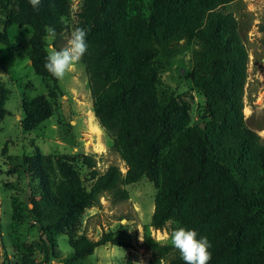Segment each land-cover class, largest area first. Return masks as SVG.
<instances>
[{
    "label": "trees",
    "instance_id": "trees-1",
    "mask_svg": "<svg viewBox=\"0 0 264 264\" xmlns=\"http://www.w3.org/2000/svg\"><path fill=\"white\" fill-rule=\"evenodd\" d=\"M0 0L6 12L0 44L9 45L7 29L30 26L29 60L35 75L57 88L48 73L46 27L64 30L69 0ZM234 0H82L78 18L89 29L82 58L99 127L113 140L125 165L100 173L92 156L23 157L26 174L39 182L31 215L39 227L41 264L50 259L76 264L100 246L128 245L105 233L97 241L82 236L64 258L56 237L96 207L103 194L127 197L121 186L145 178L157 189L149 227L163 231L169 221L194 228L211 242L208 264H264V143L245 125L243 96L249 60L234 18L223 7ZM194 39L201 44L189 79L205 101L204 115L192 123L193 95H173L162 88L156 65L157 46ZM8 91L0 84V121ZM21 127L32 131L50 118L44 96L21 103ZM86 171L81 175L78 168ZM89 185H85V183ZM149 264H184L179 252L155 244L146 234ZM19 264H35L21 253ZM125 264H133L127 261Z\"/></svg>",
    "mask_w": 264,
    "mask_h": 264
},
{
    "label": "rangeland",
    "instance_id": "rangeland-1",
    "mask_svg": "<svg viewBox=\"0 0 264 264\" xmlns=\"http://www.w3.org/2000/svg\"><path fill=\"white\" fill-rule=\"evenodd\" d=\"M150 0H144L147 4ZM13 0L9 12L17 13ZM82 0H69V16L64 30L56 40L57 49L63 47L72 30L81 27L78 13ZM223 11L231 15L237 25L249 60L243 96L245 125L256 132L264 143V0H234ZM6 12L0 8V31ZM32 27L13 25L7 29L9 45L0 44V84L8 91L6 115L0 121V264H19V255H30L41 264L39 227L31 215V199L38 197L39 182L25 173L23 157L39 151L43 156L84 154L92 156L98 172L109 165L125 173V165L114 151L113 140L98 125L93 111L82 61L65 79L57 80V88L35 75L29 60V39ZM46 42V41H45ZM47 44V43H46ZM201 44L194 39L157 46L156 65L162 88L173 95L191 92L193 95L192 123L204 115L202 94L192 87L189 76L195 69ZM44 96L52 108L49 119L32 131L21 127V103ZM78 168L83 176L85 169ZM89 185V183H85ZM127 197L103 194L99 204L83 212L76 225L56 237L60 257L72 253V244L84 236L97 241L102 234L113 233L126 248L97 247L93 253L76 264H149L152 254L143 247V237L157 245L176 250L170 243V232L175 226L167 223L163 231L149 227L157 189L145 178L135 184L121 186ZM48 264H61L50 259ZM161 264H165L162 262Z\"/></svg>",
    "mask_w": 264,
    "mask_h": 264
},
{
    "label": "clouds",
    "instance_id": "clouds-1",
    "mask_svg": "<svg viewBox=\"0 0 264 264\" xmlns=\"http://www.w3.org/2000/svg\"><path fill=\"white\" fill-rule=\"evenodd\" d=\"M29 3L33 9L38 10L42 0H29ZM88 35L87 27H76L66 44L57 49L54 43L57 38L56 29L47 26L45 35L47 55L44 65L46 71L57 80H63L70 72L77 69L90 46ZM169 223L175 225L169 237L171 246L179 252L184 264H208L212 259L210 251L212 245L208 238L194 228L181 226L178 221H169Z\"/></svg>",
    "mask_w": 264,
    "mask_h": 264
}]
</instances>
